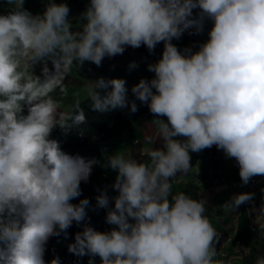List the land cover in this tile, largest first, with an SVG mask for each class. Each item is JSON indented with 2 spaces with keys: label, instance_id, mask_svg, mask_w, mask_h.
<instances>
[{
  "label": "clouds",
  "instance_id": "clouds-1",
  "mask_svg": "<svg viewBox=\"0 0 264 264\" xmlns=\"http://www.w3.org/2000/svg\"><path fill=\"white\" fill-rule=\"evenodd\" d=\"M77 1L71 18V0H49L35 15L25 0H4L0 264H48V240L67 236L74 222L85 220L89 199L72 201L102 161L108 176L110 170L117 173L112 178L118 195L114 208L106 191L97 205L108 208L106 222L114 227L98 231L84 224L68 246L70 253L87 255L89 264H96L97 256L100 264H241L246 259L264 264V247L248 244L257 239L264 246V0ZM141 45L149 52L157 45L164 50L162 58L155 54L149 60L148 80L132 87L135 99L128 100L124 79L100 78L91 81L90 95L67 97L73 105L63 108L64 84L72 73L74 81L86 79L85 62L101 66L103 60L126 59ZM40 64L38 75L34 69ZM109 86L105 95L97 91ZM87 98L101 113L129 104L135 113L139 100L154 118L118 133L87 160L64 151L51 135L58 126L70 127L69 121L78 127L87 123L80 107ZM146 123L157 130L150 135ZM141 139V157L149 163L128 157V142ZM213 145L225 165L237 169L234 182L216 190L201 180L185 183V190L197 189V199L182 191L173 194L178 176L195 167L203 177L214 167L202 163L213 160ZM112 146L115 151L107 154ZM192 155L197 157L193 165ZM224 200L229 213H206L205 207L212 210ZM254 210L260 222L251 219ZM51 264H60L59 258Z\"/></svg>",
  "mask_w": 264,
  "mask_h": 264
},
{
  "label": "trees",
  "instance_id": "trees-1",
  "mask_svg": "<svg viewBox=\"0 0 264 264\" xmlns=\"http://www.w3.org/2000/svg\"><path fill=\"white\" fill-rule=\"evenodd\" d=\"M75 2L78 1L75 0ZM163 50V46L157 45L154 52H149L146 46L142 47L141 45L139 48H132L126 59L103 60L101 66H96L90 62L89 65L83 67L89 87L91 81H97L100 78L105 81L115 78L124 79L126 81L127 98L131 101L135 99L132 87L138 84L141 79L148 80L149 75L152 73L148 70L149 60L155 54L162 58ZM110 90L111 86L97 89L101 95H105ZM136 103L138 111L135 113L129 111L130 104L129 108H117L101 113L93 110L92 101L87 98L80 104L86 114L87 123L78 127L72 125V122L69 121L70 127H56L51 134L52 138L58 139L61 142L62 149L71 155L78 154L87 160L95 159L104 148L113 142L118 133L134 125L141 126L146 121H152L154 117L149 107L139 100H136ZM196 160V155H192L191 164L193 165ZM114 182L115 179L108 176V170L98 169L97 171V167L93 166L88 181H82L80 184L81 196L72 201V203L78 204L81 199H89L90 203L86 208L85 220L79 225L74 222L72 227L68 229L67 236L61 234L59 237L53 236L48 240L49 251L46 253L48 264H51V261L57 257L60 264H89L87 255L78 257L68 251V246L74 242L75 234L83 230L84 224H89L98 231H110L114 227V225L106 222L108 208H101L97 205V197L106 191L110 200L109 208H114V198L118 195V192L113 188ZM192 188L189 187V190L182 192L195 198L197 189ZM200 189H202V186L199 185ZM258 245L264 247L257 239L254 240L253 246L258 247ZM95 260L96 264H100L98 256ZM241 264H250V261L246 259Z\"/></svg>",
  "mask_w": 264,
  "mask_h": 264
},
{
  "label": "rangeland",
  "instance_id": "rangeland-1",
  "mask_svg": "<svg viewBox=\"0 0 264 264\" xmlns=\"http://www.w3.org/2000/svg\"><path fill=\"white\" fill-rule=\"evenodd\" d=\"M72 4L68 5L70 8V17L73 18L75 17L77 14L75 13V9L77 7V2H75V0H71ZM86 1V0H84ZM49 0H25V4L24 7L29 10L30 12H32L34 15L35 14H42L48 4ZM42 5L41 7H38V5ZM79 8V7H78ZM80 9V8H79ZM8 11V8L5 6L4 4V0H0V14H5ZM90 62H85V65H89ZM43 65H39L38 67H35V72L36 74H41V69H42ZM48 66L51 69L53 66L51 64V62H48ZM84 72V71H83ZM85 74V72H84ZM86 75V74H85ZM101 75V74H99ZM72 81L70 79L66 80L64 87L66 89V95L64 96V106L63 108H65L66 110H68L69 108L72 107V102L70 100H68L67 97H78L79 99H84L86 96L90 95L89 93V82L87 80V78L82 81L81 83L79 81H74L73 79H75V74L72 73V75L70 76ZM53 95L56 97L57 100H60V97L62 95H60L58 92L53 93ZM167 120V119H166ZM146 127H147V132L151 135L153 133V129L149 126L148 123H146ZM121 138V136L119 135L115 141V145L117 144L118 140ZM143 143L144 141L141 139L139 143L134 144L133 141H129L128 142V157L133 158V159H137L138 162H144V163H149L148 160L145 157H141V149L143 148ZM149 148H152L151 144L148 143ZM214 148V150H216L217 154L221 153V150L217 148V146L213 145L212 146ZM121 152V150L119 148L116 149V151ZM113 151H115L114 146H112L109 150H107V154H111ZM212 154H215V151L212 152ZM226 159V158H225ZM228 161H233L235 163H237L233 158H228ZM218 161V160H217ZM103 162V161H102ZM102 162H101V167L99 168V170H106L108 168H105L102 166ZM211 166V163L208 162L207 164V168ZM218 162L215 165V168H218ZM227 168H231V164L229 165V167ZM231 170V169H230ZM199 171L196 170L195 167H192L191 172L188 175H181L178 176L176 178V180L173 182V188H172V193L175 194L176 192H181L184 191L185 188L188 187V184H185L187 182L193 181V182H198L201 180V174H198ZM117 173L110 170V176L111 177H116ZM207 186H209L210 188H214L216 190V184L214 182H207ZM194 188V187H193ZM192 188V189H193ZM199 197V195L196 192V196L195 198L197 199ZM229 200H224L221 201L220 203L216 204L215 206L211 205L210 207H212V210H208L207 207L206 208V213H213L216 215L215 210L220 211L221 214H224L225 210H224V204L226 202H228ZM258 215V211L254 210L253 215H251V219L255 222H260L261 221V217H257ZM250 246L253 244V241L248 243ZM227 247H232V243L229 242L227 244ZM247 256H254L253 254H248ZM218 258L220 259V256H218Z\"/></svg>",
  "mask_w": 264,
  "mask_h": 264
},
{
  "label": "crops",
  "instance_id": "crops-1",
  "mask_svg": "<svg viewBox=\"0 0 264 264\" xmlns=\"http://www.w3.org/2000/svg\"><path fill=\"white\" fill-rule=\"evenodd\" d=\"M151 128L153 130H157L155 125H151ZM121 150L125 151L124 146L121 148ZM211 157L213 160L211 162L209 161V163L213 164L214 167L212 169L209 168L206 172L203 173L201 182H203L204 185L207 186V182L211 181V182H214L217 187H220L224 184H232L238 176L237 169L235 167L230 168L231 170L227 168V165H225L226 160L224 159V156L221 154L215 153V154H212ZM217 162H218L219 167L215 168V165L217 164ZM202 163H208V162L204 160ZM234 169H235V172H234ZM207 187L210 188L209 186ZM227 213L229 212H224V214H227ZM220 220L222 221V224L224 223L226 226L230 225L231 221L229 220V218L221 217ZM215 224H218V222L216 220H213V225ZM222 235L223 233H221V236ZM227 239L231 240L232 238H227ZM222 243L226 245V241L222 240Z\"/></svg>",
  "mask_w": 264,
  "mask_h": 264
}]
</instances>
